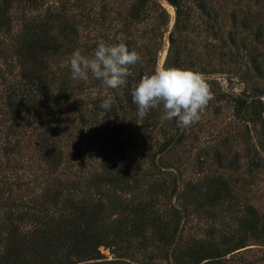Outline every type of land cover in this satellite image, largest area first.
<instances>
[{"label":"rangeland","instance_id":"rangeland-1","mask_svg":"<svg viewBox=\"0 0 264 264\" xmlns=\"http://www.w3.org/2000/svg\"><path fill=\"white\" fill-rule=\"evenodd\" d=\"M101 40L141 57L117 89L71 78L73 52L90 58ZM157 68L206 77L214 99L190 128L161 120L162 106L137 115L131 92ZM53 191L97 216L99 242L68 264H264V0H12L0 14V264L8 230L36 238L43 212L71 209Z\"/></svg>","mask_w":264,"mask_h":264},{"label":"clouds","instance_id":"clouds-1","mask_svg":"<svg viewBox=\"0 0 264 264\" xmlns=\"http://www.w3.org/2000/svg\"><path fill=\"white\" fill-rule=\"evenodd\" d=\"M141 61L140 55L130 51L123 43L106 44L97 42L92 57H86L79 50L70 59L71 78L88 81L89 76L111 89L127 83L132 75L130 66ZM93 89V99L98 96ZM132 102L137 106V115L143 119L150 109L162 106L161 120L176 119L181 128H190L199 122L201 113L214 99L206 77L200 72L179 68H157L152 74L144 75L131 92ZM113 103L111 97L105 98L100 108L108 110Z\"/></svg>","mask_w":264,"mask_h":264},{"label":"trees","instance_id":"trees-1","mask_svg":"<svg viewBox=\"0 0 264 264\" xmlns=\"http://www.w3.org/2000/svg\"><path fill=\"white\" fill-rule=\"evenodd\" d=\"M11 1L0 0V14H4ZM31 41L33 43L31 49L43 45L42 40L33 39ZM35 44L37 45L35 46ZM34 52L33 50L30 53L34 56ZM24 75L29 82L33 81L34 85H40L46 91L44 79L36 72V69L26 70ZM50 199L57 205L66 203L71 209L67 212L54 209H50L46 213L43 212L46 216L45 222L43 227L39 229L36 238H25L23 235L27 232L26 229L19 233L15 232L17 227L8 230L9 242L5 247V262L7 264L15 262L21 264H53L54 260L58 264H68L73 262L70 260L72 256L77 257L76 255L84 249L95 248L99 242V230L92 225L97 219L94 209H84V204L74 197L60 198L59 191H53L50 194ZM67 223L70 225L68 226ZM204 249L205 247H200L199 250H192L197 252ZM202 253L206 254V252ZM195 262L196 264H214L209 260L201 261V258H197Z\"/></svg>","mask_w":264,"mask_h":264},{"label":"water","instance_id":"water-1","mask_svg":"<svg viewBox=\"0 0 264 264\" xmlns=\"http://www.w3.org/2000/svg\"><path fill=\"white\" fill-rule=\"evenodd\" d=\"M248 95H252V94H250V93H247Z\"/></svg>","mask_w":264,"mask_h":264}]
</instances>
